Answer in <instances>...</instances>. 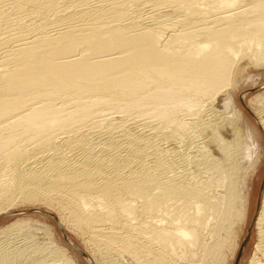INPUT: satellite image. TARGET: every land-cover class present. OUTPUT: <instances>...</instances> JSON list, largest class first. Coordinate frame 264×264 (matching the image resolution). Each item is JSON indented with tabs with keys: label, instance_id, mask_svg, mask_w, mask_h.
<instances>
[{
	"label": "bare ground",
	"instance_id": "1",
	"mask_svg": "<svg viewBox=\"0 0 264 264\" xmlns=\"http://www.w3.org/2000/svg\"><path fill=\"white\" fill-rule=\"evenodd\" d=\"M252 66L264 0H0V214L46 205L97 264L225 262L262 154L225 103ZM1 227L0 264H78L39 215Z\"/></svg>",
	"mask_w": 264,
	"mask_h": 264
},
{
	"label": "rangeland",
	"instance_id": "2",
	"mask_svg": "<svg viewBox=\"0 0 264 264\" xmlns=\"http://www.w3.org/2000/svg\"><path fill=\"white\" fill-rule=\"evenodd\" d=\"M264 67H250L249 73L256 74L254 80H258L257 83L252 84L251 79L247 78L245 83H242L234 90V98L232 95H229L231 98H227L225 103H230L235 100L234 104L241 108L242 117L245 120L250 122L251 126H254L258 139L261 145V160L258 166L257 171L252 175L251 183H250V206L248 210V214L246 220L241 223L238 231L237 245L232 254L228 252V258L224 261L216 262L215 264H249L250 259L256 253V246L259 244L260 239L258 236V230L255 226V216L258 208L261 205L260 198L263 194L264 190V128L259 122V118L255 112V110L251 107L249 103V99L253 97L258 92L264 91ZM249 74V75H250ZM261 74V75H260ZM230 102H229V101ZM223 104H219V107H222ZM230 116V115H229ZM249 141V142H248ZM252 141L254 142L252 144ZM251 142V143H250ZM245 148L247 149L244 154L246 157L252 156L256 150L257 144L250 136L248 140L245 142ZM250 144V147H249ZM252 145H256L253 146ZM244 146V145H243ZM253 148V149H252ZM253 151H252V150ZM251 152V153H250ZM46 211H50L53 213H47ZM25 214H33L39 215L47 220L48 223L52 225L55 230V233L60 237V240L66 244L68 247L69 254L73 255L75 259H77L78 264H97V261L94 259L93 253L91 252L90 244L84 240L83 234L76 230L73 227L66 226L65 224H61L58 220V215L53 210L49 209L46 205L42 203H17L10 207V209L6 213L0 214V227H4L18 216ZM1 227V228H2ZM75 230V231H74ZM83 236V237H82ZM73 245L81 248L85 253H81L78 249H76ZM230 256V257H229ZM95 260V261H94Z\"/></svg>",
	"mask_w": 264,
	"mask_h": 264
},
{
	"label": "water",
	"instance_id": "3",
	"mask_svg": "<svg viewBox=\"0 0 264 264\" xmlns=\"http://www.w3.org/2000/svg\"><path fill=\"white\" fill-rule=\"evenodd\" d=\"M45 212H47V213H50L49 211H46L45 210ZM51 214V213H50ZM76 249H78L81 253H83V254H85V252L81 249V248H79V247H77L76 245H73Z\"/></svg>",
	"mask_w": 264,
	"mask_h": 264
}]
</instances>
